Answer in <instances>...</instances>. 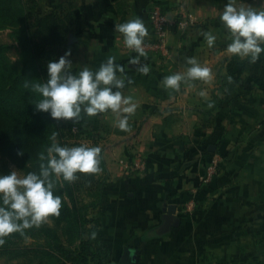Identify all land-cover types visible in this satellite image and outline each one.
I'll return each instance as SVG.
<instances>
[{"label":"crops","instance_id":"crops-1","mask_svg":"<svg viewBox=\"0 0 264 264\" xmlns=\"http://www.w3.org/2000/svg\"><path fill=\"white\" fill-rule=\"evenodd\" d=\"M235 2L264 5V0ZM226 3L47 0L48 9L73 13L67 36L73 74L115 56L125 86L113 91L137 105L126 129L119 128L110 109L65 121L91 135L87 145L102 149L106 183L93 216L94 238L109 251L106 264H264V55L251 62L227 51L231 33L219 19ZM153 6L166 12L168 21L180 8L195 25L169 30L165 51L139 56L127 48L115 24L141 18L148 41ZM207 31L216 35L211 47ZM136 56L140 65L130 64ZM189 58L209 67L210 78L182 82L179 90L166 88L163 78L185 73ZM134 156L145 157L147 170L128 177L119 160ZM212 158L218 159V172L204 183L200 178ZM190 201L194 208L186 212Z\"/></svg>","mask_w":264,"mask_h":264},{"label":"trees","instance_id":"trees-1","mask_svg":"<svg viewBox=\"0 0 264 264\" xmlns=\"http://www.w3.org/2000/svg\"><path fill=\"white\" fill-rule=\"evenodd\" d=\"M72 16L71 11L59 7L39 14L34 1L0 0V31L9 30V37L18 50L16 62L12 63L4 54L6 46L0 45L2 169V162L9 159L25 175L33 171L38 173L40 165L50 158L47 149L56 143L53 135L59 132V120L36 111L35 103L41 96L33 85L46 81L45 62L58 59L66 47H71L67 36ZM66 129L70 137L93 139L76 125H68ZM56 144L63 146L59 142ZM100 168L97 173H80L81 183L53 174V192L62 199L60 214L50 216L55 225L43 222L38 227L25 229L23 234H10L4 238L0 254L25 257L27 264H106L109 251L94 238L97 220L93 212L100 205L106 183L102 161ZM80 192L91 200L88 204L81 203L77 195ZM89 224L93 226L88 227ZM27 240L33 242L23 243Z\"/></svg>","mask_w":264,"mask_h":264},{"label":"clouds","instance_id":"clouds-1","mask_svg":"<svg viewBox=\"0 0 264 264\" xmlns=\"http://www.w3.org/2000/svg\"><path fill=\"white\" fill-rule=\"evenodd\" d=\"M219 19L231 33L227 51L235 56L248 57L251 62L257 61L264 53V5L237 7L235 0H227ZM115 29L122 34L127 48L139 56L146 55L144 41L149 33L141 18L115 24ZM204 36L207 44L213 46L216 35L207 31ZM71 55L69 49L58 59L49 60L46 81L33 85L41 96L35 103L36 111L47 113L56 120L74 122L82 119V114L93 117L110 109L119 117V128L126 129L129 115L135 112L137 105L121 91H113L125 86V81L117 76L118 71H124L123 66L115 63V56H109L98 68L84 65L78 74H73ZM139 56L133 57L130 64L140 65ZM188 64L185 73L165 76L163 85L179 90L182 82L210 78L211 69L201 66L195 58H189ZM141 70L146 74L149 68L143 65ZM200 94L204 95L203 92ZM121 113L128 115L121 116ZM47 151L50 158L46 164L40 165L38 173L33 171L21 176L14 170L0 175V246L10 234H23L25 229L38 227L48 217L60 214L62 199L53 192V174L72 181L77 173L101 171L100 146L68 147L53 143ZM41 159H45L43 154Z\"/></svg>","mask_w":264,"mask_h":264},{"label":"built area","instance_id":"built-area-1","mask_svg":"<svg viewBox=\"0 0 264 264\" xmlns=\"http://www.w3.org/2000/svg\"><path fill=\"white\" fill-rule=\"evenodd\" d=\"M148 23L151 29V39L144 42V51L159 53L167 49L166 36L169 30H185L195 25V20L186 14L182 9H177L172 21H168L167 14L161 8L153 6L148 12ZM75 132V128L73 129ZM123 167L124 174L128 177L143 175L147 170V161L143 156H134L128 159L119 160ZM219 167L218 159L212 158L201 181L207 183L217 174ZM194 208L192 201L186 204L185 211L191 212Z\"/></svg>","mask_w":264,"mask_h":264},{"label":"rangeland","instance_id":"rangeland-1","mask_svg":"<svg viewBox=\"0 0 264 264\" xmlns=\"http://www.w3.org/2000/svg\"><path fill=\"white\" fill-rule=\"evenodd\" d=\"M29 1H34L35 2V9L36 12L39 14H44L49 11H52L53 9L57 7H53L51 9H48L47 5V0H29ZM9 30H3L0 31V45L6 46L4 54L6 57L12 62L15 63L17 56H18V50L16 44L13 42V40L9 37ZM40 36H38L39 38ZM70 48L67 49L65 48V52L69 50ZM64 51L62 52V55L65 53ZM47 64L48 61L45 62V70H44V78L45 80L47 79ZM68 124L64 120H59V132L54 133L53 139L57 143H62L63 146H68V147H74V146H80V145H85L92 147L93 145H87L85 140L79 139V138H73L69 136V133L66 129ZM2 163H4V168H1V162H0V175H7L10 174L12 171H18V174L23 176L25 175L24 172L19 169L14 162L11 160H5ZM99 176V175H98ZM82 174L78 173L76 174V178L74 180L78 181V183H81V178ZM79 196V200L81 201L82 204H88L91 200L89 198L83 197V193L80 192V194H77ZM49 225H55L53 221L50 219V217L47 218V220L44 222ZM62 225V224H61ZM93 224H89L88 227H92ZM60 227V226H59ZM33 242L32 240H27L24 241L23 243L28 244ZM18 256V255H17ZM0 264H27L25 257H13V256H8L7 254H0Z\"/></svg>","mask_w":264,"mask_h":264},{"label":"water","instance_id":"water-1","mask_svg":"<svg viewBox=\"0 0 264 264\" xmlns=\"http://www.w3.org/2000/svg\"><path fill=\"white\" fill-rule=\"evenodd\" d=\"M170 213L172 214V210L169 209V214H170Z\"/></svg>","mask_w":264,"mask_h":264}]
</instances>
